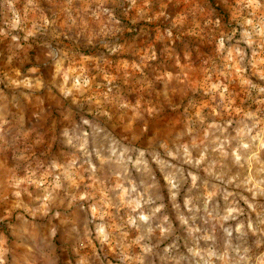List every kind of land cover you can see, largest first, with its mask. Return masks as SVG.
I'll list each match as a JSON object with an SVG mask.
<instances>
[{
    "label": "rangeland",
    "instance_id": "rangeland-1",
    "mask_svg": "<svg viewBox=\"0 0 264 264\" xmlns=\"http://www.w3.org/2000/svg\"><path fill=\"white\" fill-rule=\"evenodd\" d=\"M23 5L19 0L17 10L23 12ZM42 10L58 17L55 35L38 32L21 40V47L10 36H0V73L27 74L45 87L23 104H16L5 90L0 113L24 129V139L34 145L32 155L43 151L65 166L75 157L78 164L69 170L71 179L61 177L55 188L47 166L29 169L17 163L12 148H0V231L7 237L9 224L26 220L35 238H47L43 264H245L239 259L245 255L250 257L246 264H258L264 252V24L243 23L235 0H71L70 5L58 0ZM69 12L75 24L67 19ZM3 17L0 11V26ZM41 40L66 58L58 66L50 62L27 73L38 58H46L47 49L37 44ZM111 48L118 50L113 53ZM57 72L61 85L68 77L69 88L80 74L91 81L75 96L85 110L83 118L110 149L91 157L94 175L83 154L57 138L62 126L68 130L66 139L74 140L81 123V114L48 86ZM120 102L129 107L121 109ZM98 108L112 120L95 118ZM33 112L40 114L43 145L32 139ZM130 130L137 133L135 139ZM21 152L29 154L23 148ZM140 152L146 163L138 167L133 162ZM17 179L26 181L20 201L12 195ZM132 187L136 191L129 195L125 189ZM228 193V201L236 202L244 214L223 227L235 229L242 222V238L235 231L227 237L214 220L204 223L206 200L210 211L217 205L222 210ZM46 194L51 198L47 215L33 217L16 207L21 201L29 209L41 207ZM160 202L161 211L151 215ZM140 214L150 219L141 221ZM213 224L214 231H207ZM97 225L108 235L104 244L97 239ZM195 228L200 231L190 232ZM205 235H214L215 242L201 239ZM209 251L215 255L209 257Z\"/></svg>",
    "mask_w": 264,
    "mask_h": 264
},
{
    "label": "clouds",
    "instance_id": "clouds-1",
    "mask_svg": "<svg viewBox=\"0 0 264 264\" xmlns=\"http://www.w3.org/2000/svg\"><path fill=\"white\" fill-rule=\"evenodd\" d=\"M67 4H71V0H65ZM135 3V0H132ZM19 3V0H0V11H3V25L0 26V36H10L11 40L16 42L17 47H21V40L28 41L29 38L36 37L37 33H47L50 35H55L56 32V20L57 16L55 13H52L51 17L46 15L42 10L43 7L48 5H55L58 3V0H24L23 5V12L18 11L16 8V4ZM235 4L238 6V12L240 14V18L243 23L248 25H254V22H258L260 24H264V0H235ZM39 11L38 16L30 15V13H36ZM106 11V10H105ZM110 15V14H109ZM161 15H164L161 12ZM73 13H67V19L71 20L73 24H75V20H72ZM167 18V17H165ZM29 24H31V28H29ZM16 33V34H13ZM21 33L23 34L21 36ZM168 36H172V32L168 31ZM38 46L47 49L46 58L43 61H40L38 58V64L36 67L28 68L26 71L27 73H36L40 71L41 67L47 66L50 62L59 65L63 59L66 57L57 56L54 51L48 48V45L45 41H37ZM60 45H57L59 48ZM118 49L111 48L110 51L115 53ZM2 55V54H0ZM48 58H51L49 60ZM151 59H156L155 55L151 57ZM8 60L11 61L12 57H8ZM60 73L57 72L55 76H53L48 81V86L52 89H56L62 98L66 101L69 108L75 109L78 113L81 114V123L76 127L74 130L77 135L73 139H66L68 137V130L64 127H59L56 133L57 138L62 146H71L78 150L79 153L83 154V163L88 164V171H90L93 175L96 172L95 166L91 164V157L93 155H101L102 153L108 152L110 149L105 146L97 137L96 131L93 128L89 119L83 118L84 108L78 102L75 94L78 92L83 91L87 87L90 86L91 81L80 74L74 78V83L71 88L67 87V80L68 77H64V84L61 85L60 80L56 79V76H59ZM111 83V81H109ZM45 85L40 83L37 86L34 78L30 75H21L20 73H0V95H3L5 90L9 96L12 97V100L16 102V104H23V102L29 100V98L34 95L36 91H39L41 88H44ZM264 91V89H261ZM108 92L111 93L112 89L109 88ZM107 97V93L105 94ZM119 107L121 109H127L129 107L128 103L120 102ZM148 111V114H151V110ZM107 117L108 121L112 120V117L109 115L107 111L98 108L95 113V118H102ZM32 120L35 123L32 124L31 132H32V139L35 141L37 145H43L46 142V134L44 130L39 128V120L40 114L37 112L32 113ZM109 126H111L109 124ZM92 128L93 131L90 133L87 129ZM128 135H131L133 139H135L137 133L135 130H130ZM10 147L14 150V156L17 160V163L25 164L29 169L33 166L39 171L40 169L47 166L48 171L53 174L54 180V187H60L61 177L65 180L71 179V170H75L78 164V159L73 158L71 163L67 166L58 162L57 158L54 155H45L43 151H41V155L35 156L31 154V149L34 147L31 141H27L24 139V129L18 126L15 118L13 120H9L7 113H0V148L2 147ZM247 147V145H244ZM21 148L28 152L29 154L26 156L24 152H21ZM169 156L173 154L171 152L167 153ZM153 158L155 159V155L153 154ZM111 159V157H109ZM203 159V157H201ZM240 157H237L239 160ZM197 161L196 163H199ZM138 167L139 165L145 164V153L140 152L139 158L137 161L133 162ZM188 163H191L189 160ZM83 168V164L80 165ZM195 180V178H193ZM26 181L17 179L13 187L15 191L12 193L18 201L22 196V192L24 189L21 188V185L24 184ZM176 185L172 184L171 188L175 189ZM129 195L132 192L136 191L135 187L130 189H125ZM251 191V189H249ZM215 193L210 194L207 197V200H211L212 195ZM175 192H172V198L175 199ZM232 193H228L225 195V206L221 210L219 205L214 207L211 211L208 208L207 200L204 205V211L207 213L206 218H204V223L207 225L210 221H216L221 228H223V232L226 234L227 237L231 238L233 232L239 234L238 238H242L245 233L243 232V223L238 222L237 227L235 229L228 227H223V222L225 221H237L239 216L244 214V209L239 207L236 202H229L228 197L231 196ZM256 193L253 192V197H255ZM75 199V197H73ZM80 199H84L83 196ZM241 200H244V203L248 204L251 208L252 205L248 202V200L241 196ZM51 202L50 194H46L43 196L41 201L42 206L36 207L33 209H29L26 205H23L22 201L16 205V207H23L24 211L27 212L29 215L35 217L37 214L47 215L48 211V204ZM186 204L190 203V201H186ZM139 203H136L135 208H139ZM135 208L133 209L135 211ZM163 208V203L160 202L157 206L153 207L151 215H155V213L160 212ZM193 209L189 208V211ZM95 211V209H93ZM11 215V213H9ZM59 216V213H56ZM139 220L141 221H148L150 219L149 215L140 214ZM4 217H0V221H2ZM18 220H23V217L18 216ZM182 219V223L187 224V219ZM195 219V217H193ZM129 223H136L129 219ZM251 227V224H249ZM215 224L212 225L211 228L207 229V231H214ZM9 235L6 237L2 231H0V264H43L44 259L47 256L49 250V244L47 238L37 239L35 238L29 231L28 222L25 220L22 225L15 226L9 224ZM199 228L190 229V232H199ZM96 233L97 239L100 240L101 244H104L108 241V235L105 232V228L103 225L96 226ZM53 235L55 234V229H53ZM204 240H212L215 242L216 237L205 235L201 237ZM227 246L231 247V241L227 242ZM259 246V243L258 245ZM146 252L151 251L149 248H145ZM167 251V249H166ZM193 253V255H200L199 252L195 251L194 249H189ZM233 251L237 252L239 256L240 249L235 248ZM244 253L248 252V249H243ZM209 257L215 255L214 252L209 251L207 253ZM203 260L204 257L201 256ZM223 259V257H221ZM240 260H244L245 264L250 257L240 256ZM258 264H264V252H261L260 255L257 257ZM204 264H211L210 260H205ZM239 264V260L236 262Z\"/></svg>",
    "mask_w": 264,
    "mask_h": 264
}]
</instances>
